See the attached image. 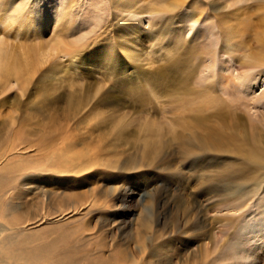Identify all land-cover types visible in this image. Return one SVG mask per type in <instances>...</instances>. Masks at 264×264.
Listing matches in <instances>:
<instances>
[{
	"label": "rangeland",
	"instance_id": "rangeland-1",
	"mask_svg": "<svg viewBox=\"0 0 264 264\" xmlns=\"http://www.w3.org/2000/svg\"><path fill=\"white\" fill-rule=\"evenodd\" d=\"M4 1L0 264H264V0Z\"/></svg>",
	"mask_w": 264,
	"mask_h": 264
},
{
	"label": "bare ground",
	"instance_id": "bare-ground-1",
	"mask_svg": "<svg viewBox=\"0 0 264 264\" xmlns=\"http://www.w3.org/2000/svg\"><path fill=\"white\" fill-rule=\"evenodd\" d=\"M25 21L26 16L20 8L11 10L7 1L0 0V81L12 75L15 80H29L30 77L37 75L50 56L57 52V49L41 47L34 48L32 53L30 52L31 54L27 55L23 50L13 46L11 41L13 39L18 40L21 37ZM225 44L228 49L234 48L233 41L230 39ZM256 57L258 59L257 66L260 67L259 70L264 69V42L262 48L256 53ZM253 79H255V76ZM143 258L147 260L148 256ZM145 260H143L144 264H148V261Z\"/></svg>",
	"mask_w": 264,
	"mask_h": 264
}]
</instances>
